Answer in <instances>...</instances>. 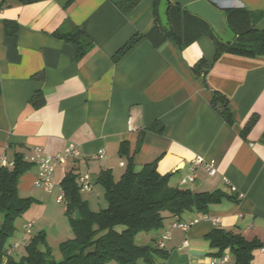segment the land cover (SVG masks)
Wrapping results in <instances>:
<instances>
[{"label":"crops","instance_id":"1","mask_svg":"<svg viewBox=\"0 0 264 264\" xmlns=\"http://www.w3.org/2000/svg\"><path fill=\"white\" fill-rule=\"evenodd\" d=\"M211 1L255 13V28L264 29V0ZM155 16L154 0H141L127 13L113 0H0V156L12 165L16 153L33 161L71 144L81 150L77 159L56 166L51 190L36 185L40 166L35 161L20 177L19 195L33 198L24 212H30L25 220L35 223L31 235L45 231L50 244L41 223L68 217L58 198L73 165L80 173L89 172L92 189L81 193L97 212L93 204L102 206L105 198L100 174L111 170L119 179L132 158L138 169L154 163L160 174L172 173V186L233 196L211 205L208 213L218 222L201 219L184 231L172 228L176 218H166L157 234L160 239L171 230L166 264H233L230 250L223 253L230 260L220 262L219 249L207 238L217 227L259 241L251 264H264V55L223 53L214 60L215 43L207 35L183 48L172 38L156 47L145 36ZM76 26L93 41L81 59L72 43L54 35ZM137 35L143 37L117 56ZM201 59L212 63L209 87L192 68ZM213 90L229 98L234 124L213 107ZM38 91L44 102L35 106ZM253 115L258 120L245 137L242 130ZM123 146L128 153L121 152ZM100 149L103 157L97 156ZM197 157L204 162L195 167ZM208 162L215 164L213 175L207 172ZM191 175L193 181L182 182ZM200 216L189 212L180 221ZM3 219L0 212V230ZM68 223L65 240L75 235ZM150 238L146 235L145 241ZM28 240L7 241V254L19 259Z\"/></svg>","mask_w":264,"mask_h":264},{"label":"trees","instance_id":"2","mask_svg":"<svg viewBox=\"0 0 264 264\" xmlns=\"http://www.w3.org/2000/svg\"><path fill=\"white\" fill-rule=\"evenodd\" d=\"M24 4L38 0H20ZM127 13L141 0H113ZM154 0L155 24L145 35L154 46H162L168 39H174L183 48L199 37L207 35L215 43L214 60L223 53H234L244 56L264 55V29L255 28V13L245 8H219L226 16L228 30L225 34L217 33L208 21L190 12L186 7L169 4L165 1L166 22L160 15V3ZM261 15V14H259ZM60 39L72 43L77 48L78 59L83 58L93 47L89 35L76 26L71 31L58 30L54 33ZM143 37H133L117 53L121 56L128 52ZM212 67L206 59L193 65V71L208 86L207 74ZM213 107L229 124H234V116L229 98L218 90H213ZM33 104L40 106L44 102L42 92L33 95ZM253 115L242 130L243 136L257 122ZM148 129H154V125ZM144 133V132H142ZM121 152H124V146ZM23 153L14 155L12 165L0 167V212L4 215L3 228L0 230V264H166L168 251L159 245L157 234L164 227L168 216L180 221L184 215L194 212L200 215L208 213L212 204L224 198H233L223 190L195 191L189 188L172 186L173 175H162L154 163H146L140 169L135 167L129 158L125 172L116 179L111 170H104L99 182L105 191L107 206L97 212L91 211L87 201L82 197L79 183L81 175L78 167L72 166L66 173L61 186L64 191V202L67 215L74 230V237L59 244L63 259L53 258L45 231L30 236L26 244V254L15 259L7 254V241L15 232V221L29 209L33 198H22L19 195L20 177L34 165ZM81 217L75 218L77 210ZM143 235V244L136 241ZM146 235L151 236L148 242ZM207 238L211 245L219 249V256L226 249L234 255L233 264H251L254 250L262 244L256 240H248L241 233L217 227Z\"/></svg>","mask_w":264,"mask_h":264},{"label":"built area","instance_id":"3","mask_svg":"<svg viewBox=\"0 0 264 264\" xmlns=\"http://www.w3.org/2000/svg\"><path fill=\"white\" fill-rule=\"evenodd\" d=\"M80 155H81L80 148L75 144H71L68 147H66L63 152L55 156H38L34 158L33 161L38 163V165L40 166V173H39L38 180L36 181V185L39 187H43L46 190H51L53 187L52 178H53V174L55 172L56 166L60 163H66L69 160L77 159ZM104 155H105V151L103 149H100L97 153L98 157H103ZM203 162H204V159L202 157H197L194 160V166L195 167L200 166ZM7 165H11V164L7 161L5 156H0V167L7 166ZM206 165H207V172L210 175H213L216 170L214 162H208ZM194 178H195V175H191L183 179L182 182L187 183L188 181H193ZM79 181H80V185L83 190L89 191L92 189V182L90 180V174L87 170L81 173L79 177ZM63 200H64V191L62 190L61 195L58 198V201L61 202ZM201 219L211 220L214 222L219 221V218L213 217L209 213H205L201 215L200 217L195 218L191 221H178L177 220L172 224V228H180L184 231H187L192 225L199 222ZM34 224L35 223L32 221L27 222L24 225V230L28 234H31ZM170 232L171 230H168L161 235V238L159 239V242H158L161 247H165V241L169 238ZM185 244H188V241H185ZM229 260H230V256L227 254L222 255L219 258V261L222 263H226Z\"/></svg>","mask_w":264,"mask_h":264},{"label":"rangeland","instance_id":"4","mask_svg":"<svg viewBox=\"0 0 264 264\" xmlns=\"http://www.w3.org/2000/svg\"><path fill=\"white\" fill-rule=\"evenodd\" d=\"M165 8H166V5H165V1L163 0L161 3H160V15H161V18L163 20V22H166V15H165ZM118 177V176H116ZM119 178V177H118ZM100 191H102V194H104V189L102 187L99 188ZM63 203V206L65 205V202L62 201ZM107 206V202L105 200V198H103V203H102V206H96L93 204L92 208L95 209V210H99L101 208H104ZM30 212H26L23 214V216L19 217L16 222H15V225H16V230L15 232L13 233V235L9 238L8 240V243H11L14 242L17 237L19 238H22V237H25V240H28V238L30 237L31 234H28L24 229H23V226L26 222H28L27 220H25V217L28 215ZM68 217H65L64 219H51L49 220V222L45 223L44 221L41 223L42 225L45 226V229L48 231V234H49V238H50V246L52 247V250H53V258L57 261H60L63 259V255L59 249V244H60V241L62 240H65L66 238V235H65V232L69 231L68 229L71 228L69 226V223H68V220H67ZM72 231V230H71ZM64 233V238H59L60 237V233ZM35 234V232L33 233ZM143 235L145 234H142V236H137L136 238V241L137 243L139 244H143L144 241H143ZM15 240H13L15 237ZM109 264H118L116 261H111Z\"/></svg>","mask_w":264,"mask_h":264},{"label":"water","instance_id":"5","mask_svg":"<svg viewBox=\"0 0 264 264\" xmlns=\"http://www.w3.org/2000/svg\"><path fill=\"white\" fill-rule=\"evenodd\" d=\"M169 4H176L186 7L190 12L202 17L213 27V29L223 35L228 30L226 16L219 8L215 7L209 0H167ZM81 217L78 209L75 218Z\"/></svg>","mask_w":264,"mask_h":264}]
</instances>
